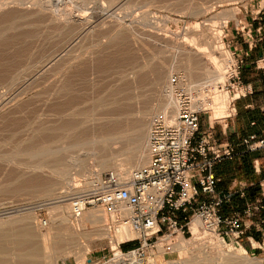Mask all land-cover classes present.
Listing matches in <instances>:
<instances>
[{"label":"rangeland","instance_id":"rangeland-1","mask_svg":"<svg viewBox=\"0 0 264 264\" xmlns=\"http://www.w3.org/2000/svg\"><path fill=\"white\" fill-rule=\"evenodd\" d=\"M19 1L17 3L18 4L20 3V5H18L14 0H0L1 3L0 26L7 28L2 34V38L5 39V43H3L4 45L2 44L3 46L0 45V62H1L0 64L1 65L3 64L4 67H6L5 65L10 63L8 65H14V68L8 66L6 70H14L15 67H17L16 65L17 64L20 65L21 63L19 67L20 71L18 72L17 71L18 69H16L15 73L19 74L20 72H23L20 73V76L17 75L15 76V78L17 77V79L14 78L15 81H13V83H11L12 82L11 79L0 81V221H1L0 223L2 225L3 221H5L4 223L6 224L4 226H6L8 220H12L13 218L18 217L14 219L15 221H18L19 217L20 219H23L22 217H25L24 220L27 223H29V225L35 230V233L37 232L36 234L38 235L41 234L39 236L37 235L38 237L34 241V243L37 244L39 251L41 253H42V241L41 238L39 237L43 236L44 234L45 235L49 234L50 232L49 237L46 241L47 245L54 247L57 255L58 252L59 254H62L58 257L57 260L50 262V264H109L108 261H110L111 263V260L112 261L114 260L112 256V254H114V251H112L109 248L110 243H108L110 241V238L111 240H115V238L113 237L114 234L113 232H108L110 238H106L103 236V238L99 239L98 241L92 240L95 239L94 236H90L89 238H86L80 235V233H77L74 237L75 247L80 248L81 245H85L88 243H89L88 246H90V250L86 252L83 251L82 256L80 252L78 255H73V254L64 255L62 252L63 249L62 244L56 245L58 239L57 238L52 239L54 238V235L59 231L58 228L60 229L63 228V226H61L57 221L59 213L65 214V216L66 215L68 216V214H70L68 198L71 195H73L74 192H71L68 195H64V194L58 195L57 193L60 192L61 187L65 186V183H67L70 180V177H71L70 181H72V178L73 179L75 177L78 178V176H76L77 173L75 174L76 162L72 161L74 167H71V171L69 172L68 177H66L67 182L57 181L52 176H50L48 171H50L49 167H51L50 164H52V162H50L49 160L47 161L48 163L46 162L45 165H43L44 170L42 169V171L43 172L45 171V173H41L42 172L41 170L39 171L32 170L35 169L34 164H36L35 162H37V160L34 162L35 159L32 160V158H29L28 153L31 152L34 144H37L39 142L42 143L41 141L42 139L39 140L40 138L38 139L36 136L39 137L41 136L42 138L44 137L45 134V133H41L40 135L34 129L38 128L39 126H44L47 127L48 129L52 127L50 129L53 130L55 126L59 127L58 125H62L67 122L70 123L72 121L75 122L76 120H78L76 122L80 123L84 118V113L86 108L89 110V108L91 107L90 109H92L93 106L96 105L97 101L98 103H100L99 100L97 99H100V101L101 99L104 100L111 93L110 96L113 97L110 98L108 97L107 99L112 100L114 98V102L112 103L111 101L112 103L111 104L109 100V102L106 103L108 105L110 103L112 109L114 107L116 108L110 110L111 108L110 105H109L110 108L105 107L104 105H106V103H104V101L105 100L108 101L107 99H105L104 101H101L100 104L101 106H96L97 108L99 107L98 110H96L95 108L94 115L95 114L98 115L92 117L96 118L98 116L99 119L98 118L97 119L100 121H97L96 119V121L98 122L96 124H100L102 122L101 119H103V121H108L109 119L113 118V120H115L120 124L121 128L118 129L120 130V133L123 136L126 133L125 134L126 137L120 140L119 139L118 140L116 139L114 141L111 140L110 142L113 143H111L110 146L108 145L109 151L107 150L108 149L107 148L106 149L107 151H105L104 154L108 155V153L106 152H109L110 154L108 156L113 157L112 159L113 162H115V165L120 161L121 162L124 161V159L129 160L128 158L130 156L131 158L132 156L135 158L137 152H134V150H132L134 144L133 141L129 139V137L130 136L132 137L133 135L132 126L134 125V123L137 125V123L140 122L139 126L140 124H144V125L147 124L146 126L147 128H149V122H150L149 120H151L150 118H152V115L160 111V110H156V112H154L150 116H146V112L148 111L150 105L151 108L155 106L157 104V99L159 97V87L156 88L155 86L152 85L155 84L154 83L155 81L153 80L155 78L154 72H157L158 70L160 71V67H161V73L165 75V79H163V81L161 82V90H162V85L164 84V81L166 85V83L168 82L167 80L169 79L170 76L175 74H180L183 76V73L181 72L183 64L181 63H183L186 60L187 56H190L194 53L195 46L202 45L204 43L207 44L209 42L208 44L211 45L209 51L212 52L213 56H215L217 61H221L225 57V55H227L230 58L231 61L226 65L225 68V82H224L225 91L228 92V94H230V92L233 89H236L239 92L240 97L243 95V89H241L242 84H244L243 79L249 78V76L250 77L253 76L255 71L252 70L251 68L248 70H245V68L240 69L238 77L240 78L241 84L237 86L238 81L236 79L234 65L236 63V60H238V57L236 55L237 53L236 50L229 44V39L231 35L230 31L232 29L233 30L235 29L234 30L235 32L240 30L243 27V24L240 23V20L241 17L244 15V12L245 11L249 12L250 10L253 12L258 11V9L264 7V0H82V1L19 0ZM33 1H35V3L37 1L36 3L37 5L34 6ZM53 2L55 5L50 4ZM38 3L41 9L39 8ZM44 4L47 5V7ZM42 5L45 6L46 8L45 7L43 8ZM37 9H39L38 12L41 10L39 13L44 12L41 14L43 18L40 16V14L38 15V12H36ZM50 9L52 10L50 11ZM32 11L34 12L32 13ZM32 14L36 16H33ZM46 14L48 16H46ZM15 15L16 16L20 15V16L19 17L17 16L18 17L17 18L15 17ZM21 15H23L22 19H19L21 18ZM24 16H26L25 17L26 19L24 18ZM47 17L48 18L50 17L49 23L47 22L49 20ZM38 19L40 21H38ZM43 19H45L46 21L43 22ZM13 20L15 22H13ZM36 20L38 22H36ZM16 21L20 22L19 25L16 24ZM29 21L31 24L29 23ZM26 22H28L29 24ZM22 23L23 26L21 25ZM32 23L34 24L37 23V25H34ZM31 25L37 27L32 26L33 29H31L32 28ZM38 25L40 28L38 27ZM24 26L28 27V31L27 28ZM9 27H11L12 29ZM29 27L31 28L29 29ZM23 28H25V31L23 30ZM193 28L196 29L193 30ZM34 29H36V31L38 29L39 30L41 29L40 30L41 32L37 31L39 34L36 33L37 34L36 35L35 34L36 31ZM200 33L202 34V36ZM40 34H43V36ZM22 35L25 38L28 36L27 39H22L23 38ZM31 35H33L34 38H37L39 36V38H37L39 39V41L37 39L34 40V38L33 41H31V38H29L32 37ZM66 35H69L71 39L68 36L66 37ZM40 36L44 38L40 40L41 38ZM28 38L30 39V41ZM244 38L246 40L249 39L248 36L246 35L244 36ZM69 39L70 40L74 39L75 41L74 40L73 41L75 43L73 41H70ZM112 39L115 41H113ZM22 40L23 41L26 40V42L24 43ZM35 41L38 42L35 43ZM53 41L55 45L57 44L56 45L57 47L54 45V43H52ZM55 41H57L58 43H56ZM30 42H34L35 44L34 43L30 44ZM50 42L52 44H50ZM61 43L62 45L64 44L63 46H66L64 47L63 50H62L63 46L61 50L59 49L58 46L60 44L61 47ZM26 44L28 45V47ZM24 46L26 50L28 49L30 50L26 52L21 51L24 49ZM50 46L52 48L49 49ZM54 46L57 49L55 48L53 49ZM112 46L115 47L116 52L115 50H112L113 48ZM216 46H219L220 49H218V47ZM67 48L68 51L65 50ZM33 49L37 50V51L35 50L36 51L35 55H31L34 54ZM54 50L55 51L60 50L59 54L56 55V53H58L57 51L52 54ZM71 50L72 53H70ZM46 51L47 53L48 51H50L53 58L51 57L50 53L47 54ZM27 52L31 55V57L34 56L32 57L33 59L29 55L26 56L28 54ZM42 52H44L43 54H45V56L42 54ZM64 52H66L67 54L69 53L68 55L70 57L68 55H65L66 53ZM60 53H64V55L67 57L64 56L61 57ZM41 54L42 57H45L44 59H46V62L47 59L49 60L47 64H45L47 66L43 64L46 62H44L45 60L41 57ZM24 55L26 56V59L24 58ZM38 55H40V61H42L43 59L42 62H40L39 60L37 61V59H39ZM111 55L112 57L110 58ZM60 57L61 59L63 58L64 62L59 59ZM31 59L33 64L31 63ZM98 59L100 61H98ZM111 59L114 62L110 61ZM23 60L25 61L21 62ZM34 60H36L35 62L38 63V64L36 63L37 65H35ZM26 61L28 62L27 64ZM65 61L67 62L65 63ZM22 63L24 64L23 66ZM50 63L54 64V65L51 64L52 65L51 67H53L54 69L56 68V66L57 68H60V70L57 68L55 69V72L57 73L58 71V74L53 72V70H50L51 69L49 65ZM55 63L57 64L56 66ZM62 63H65V65L63 66ZM98 64H102V67L104 65V68H102L101 65L99 66L100 67L99 68ZM26 65L29 68L25 67ZM259 65L262 66V63H259ZM34 66L38 68L36 69ZM21 68L27 69L29 72L33 71V73L31 72V76H30V73L27 70H26L27 73H25L24 69ZM34 68L36 69V72L34 71L35 70ZM40 68L43 70L41 71ZM80 68L81 69L83 68V70H81ZM101 69L103 70L105 69L106 71L104 70V72H102ZM79 70L83 72V74L82 73L80 74L82 75L81 77H83L82 79H80L81 77H79L80 76L79 73L77 74ZM97 70L101 72L99 73ZM75 72L77 75H79L77 76L78 78L75 76ZM131 72L133 75H136V77L135 76L133 77ZM24 73L26 76H24ZM47 74L49 75V77ZM19 77L21 78L26 77V78H23L24 80L20 78L19 80ZM66 77L69 80L73 79L71 80L72 84L69 83L70 82L69 80H66L67 79ZM152 77L154 78L152 79ZM11 78L12 80H14L13 76H11ZM200 79L201 77H193V80L195 81L196 80L201 81ZM65 81H67L68 83ZM63 82L66 84H64ZM62 84L63 85L69 84L68 85L69 88H66L68 86L64 87ZM153 87H155L156 89L155 91L153 90ZM61 88L63 89L62 91H60ZM67 89L68 91H64ZM107 89L109 91L108 93L109 95L107 94L106 96L104 94L107 93ZM113 89L119 92V94L117 95V92H115ZM221 89L222 88L218 86V90ZM152 90H153L152 92L153 94H151L150 92ZM195 90L196 89L193 88V92ZM113 91L115 93H113ZM65 92L68 93L66 94ZM71 95H73L75 98ZM101 95L103 98L101 97ZM251 97H252L251 99L250 98L248 99L249 100L248 102H247V98L246 99L240 98V100L239 99L230 100L229 105L225 110V113L219 116L218 119L212 120L211 122L209 120L210 112L203 110L205 112L201 115L200 129L206 130L208 128L217 129L216 127L219 126L224 127L226 119L229 116H233L235 114V111H233L234 108L237 109L238 113L239 111H241V113L245 111V109L243 108L244 104L253 103V107L255 108L259 104L260 98H258L257 95H253ZM92 98L93 100L95 99L96 101L95 100L93 101ZM68 99H70L72 103L75 100L74 104H71V102H69ZM207 100L209 102V99ZM149 101L151 104L149 103ZM92 102L95 103L93 104ZM69 103L73 106H71ZM90 103L93 104V106H91ZM74 107H76V109ZM104 107L109 110L110 114L108 113V110H106ZM61 108L63 109V111H61ZM77 108H79L80 110H78ZM55 109L57 111H55ZM70 109L73 111H71ZM87 109L86 112H88ZM100 109L101 110L105 109L104 110L105 112L103 113L100 112ZM67 110L68 112L71 111V113H68L70 115L66 114ZM74 110H77L76 113L77 115L78 113H80L79 111H81L80 114L81 115L83 114V116L78 115L77 117L76 116L71 117V115H76L72 113L74 112ZM60 111L62 114L59 113ZM64 111H66V113ZM112 111L113 112L115 111L114 112L115 114ZM56 113L60 115H64L65 113V115H67L68 117L66 116L67 117L66 119L64 118L65 117L64 116L63 121L66 119L67 122L65 120V122L63 123L61 120L62 116L59 115L61 117L59 118V116ZM54 119H56L57 121ZM58 119H60L61 121L60 120L58 121ZM70 119L73 120L70 121ZM79 119H81V121ZM93 120L90 122V124L94 122L93 125H96L95 124L96 121ZM55 121L56 124L54 123ZM132 122H134L133 125H130V123L132 124ZM139 126L137 125V127ZM54 130L55 131L53 132L56 133L57 132L56 129ZM53 132L50 133L51 136L52 135L55 136L56 139H57V135L61 137V138L59 137L60 140L58 139L60 142L55 141L56 143L52 142L54 140L50 139L51 137V136L49 137L50 134L48 135L49 138L48 137L47 139L45 138L47 143L51 141L50 144L52 143L51 146L53 149L61 147V145L65 146L66 143L70 141H74L78 137H80L77 136L78 135L77 131L76 133L74 131L72 132V136L73 135L77 136L76 139L74 138V136L73 138L72 136H70L71 139L67 140L68 138L67 139L65 138L64 141H61L63 140L62 137L65 133L62 134L60 132L61 134L56 133L57 135H55L53 134ZM145 135L147 137V130L145 132ZM45 140H43V142H45ZM34 141L37 143H34ZM68 154H71L72 156L73 153L72 152L69 153L66 152V154L63 152L61 153V155H63L65 160L70 161L71 157L70 156L68 157ZM132 154H134L135 156ZM93 158L94 157L91 156L84 158L83 164L85 169H90L91 167L95 166L94 164H96V162ZM262 161L264 163V160ZM230 168H233V170L237 173L236 175L237 181L241 180L246 182L244 180L245 176L243 175L244 171H242L243 170L242 165L238 164L237 161H233L230 164ZM110 169L111 168L105 170L103 174L101 173L100 176L108 174V172L111 173L112 170ZM29 170H32L33 171L32 173L33 174L35 173L34 175L39 180L34 179L35 178L34 175L31 174V171ZM31 176L32 178L34 177L33 179L36 180V182L31 178ZM41 181L42 182L51 181L52 183L57 184L59 188L57 187L58 188L57 189L53 187L54 193L51 196L48 197L37 196L38 192L36 190L38 189L33 190L32 186L34 187V185H32V183L33 184L36 183L35 185H37L38 183L40 184V186L39 185L38 186L41 187V183H42ZM26 184H28L29 186H26ZM59 200H63L64 202L52 204V201L54 202ZM46 203L49 204L47 205ZM63 203L65 205H62ZM7 217L10 218H8L7 220ZM69 220L73 223L70 217ZM12 221H9V223L14 222L13 226L19 225L18 222L15 221L12 222ZM5 228L8 227H4V229ZM0 229L4 231L3 228ZM204 234H208V233H203V235ZM177 235L178 238L187 240L186 253L181 256L180 255L177 256V253H170L173 244H175L174 241H177L175 239L177 238L176 237ZM169 236L161 239V241L159 242L157 241V243L152 238L150 245L148 247L141 249L138 252L139 255H137V259L141 260V264H166L167 261H177L179 259L182 261L183 260L182 258L191 256L193 254L197 255L201 252L204 255H206V253H208L209 255L210 254L215 255L216 253L214 250H211V246L209 244L204 243L207 240L202 239L204 242H202L203 245H200L198 241L193 240V238L190 239L192 235L189 234L187 235L172 234L170 237ZM224 241L227 244L230 243L234 244L236 248H238L237 244L243 247L246 251L245 254L247 259L246 261H248L249 264H264V241L263 243L260 244H255L253 242L252 245H250L248 242H245L244 240L243 241L234 240L233 238H229ZM130 246L131 245L120 244L119 249L124 255L127 254V252L131 250V248L135 247L133 246L130 248ZM198 246L199 249H197ZM200 246L202 248H200ZM158 248H161L162 250H164V252L161 251L160 253ZM75 251H76L75 254H77L78 249H76ZM196 251L197 252L199 251V253H197ZM23 252H25V249H23ZM203 254L202 255L200 254V256L204 257ZM208 254L206 256H209ZM77 256H81V257L77 258ZM126 258L127 257L124 258L121 257L120 258L121 260L118 259V262L116 261L117 263L115 262L113 264H127L128 262H130L128 258L127 261L122 260ZM244 263L247 264V262H245L238 254L231 258H225L223 262H221V264H244ZM8 264H17V263L15 262V260H10ZM27 264H36V263L33 261H28ZM44 264H49V262ZM200 264H209V263L201 261Z\"/></svg>","mask_w":264,"mask_h":264},{"label":"bare ground","instance_id":"bare-ground-1","mask_svg":"<svg viewBox=\"0 0 264 264\" xmlns=\"http://www.w3.org/2000/svg\"><path fill=\"white\" fill-rule=\"evenodd\" d=\"M16 3L19 1H16V0H14ZM45 1H47V0H45ZM51 1V0H50ZM53 1V0H52ZM71 1V0H70ZM75 1V0H74ZM79 1H82V0H79ZM14 2V3H15ZM20 2V1H19ZM34 3V6L35 5H37L36 3H37V1H36V3H35V1H33ZM1 4V3H0ZM18 4V3H17ZM47 4V3H46ZM50 4H53V5H55L54 4V2L53 3H50ZM18 5H20V3L18 4ZM41 5V4H40ZM45 5V4H44ZM48 5V4H47ZM47 5H45L46 7H47ZM1 6V5H0ZM33 6V7H34ZM38 6H39V3H38ZM43 6V5H42ZM45 6H43V8L45 7ZM49 6V5H48ZM52 6V5H51ZM45 7V8H46ZM35 8H38V7H35ZM39 8H40V6H39ZM43 8H42V10H43ZM50 8V7H49ZM49 8H47V9H49ZM41 9V8H40ZM38 10L39 9H37V11L36 12H38ZM52 9H50V11H51ZM41 11V10H40ZM39 11V12H40ZM48 11V10H47ZM34 11H32V13H33ZM35 12V13H36ZM38 12V15L40 14V16H41V14L42 13H44V12H42V13H39ZM30 13H31V11H30ZM31 15V14H30ZM33 15V14H32ZM18 16V15H17ZM16 15H15V17H17ZM20 16V15H19ZM18 16V17H19ZM22 16L23 15H21V18H19V19H22ZM33 16H36V15H33ZM46 16H48L47 14H46ZM49 16H51V15H49ZM66 16H68V15H66ZM14 17V16H13ZM17 17V18H18ZM26 16H24V18H25ZM42 17V16H41ZM45 17V16H44ZM73 17H75V16H73ZM43 18V17H42ZM48 18V17H47ZM50 18V17H49ZM48 18V19H49ZM1 19V18H0ZM26 19V18H25ZM32 20V19H31ZM34 20V19H33ZM52 20H54V19H52ZM38 21H40L39 19H38ZM37 20H36V22H38ZM44 21H46L45 19H43V22ZM74 21V20H73ZM76 21V20H75ZM13 22H15L14 20H13ZM18 21H16V24L17 25H19V23L20 22H18ZM34 22V21H33ZM48 23L50 22V19L47 21ZM56 22V21H55ZM26 23H28V22H26ZM29 23H30V21H29ZM28 23V24H29ZM31 24V23H30ZM32 24H34V23H32ZM39 24H40V22H39ZM16 25V26H17ZM22 26H23V23L21 24ZM20 25V26H21ZM34 25H37V23H35ZM194 25V24H193ZM196 25V24H195ZM33 25H31V27H32ZM41 26V25H40ZM19 27V26H18ZM18 27H17V29H18ZM24 27H26V26H24ZM31 27H29V29L31 28ZM33 27H37V26H33ZM33 27L31 28V29H33ZM38 27H39V25H38ZM62 27H63V25H62ZM66 27V26H65ZM193 27V26H192ZM9 28H11V27H9ZM8 28V29H9ZM21 28V27H20ZM19 28V29H20ZM27 28V31H28V27H26ZM40 28V27H39ZM197 28V27H196ZM195 28V29H196ZM7 28H5V27H3V26H0V45H2L3 43H5V39L4 38H2V34H3V32L6 30ZM12 29V28H11ZM191 29V28H190ZM194 28H193V30H195ZM21 30V29H20ZM23 30L25 31V28H23ZM35 31H36V29H34ZM41 30V29H40ZM39 29L37 30V31H40ZM22 31V30H21ZM20 31V32H21ZM31 31V30H30ZM34 31V32H35ZM35 32V34L36 33H38V32ZM41 32V31H40ZM24 33H27V32H24ZM28 33H30V32H28ZM23 34V33H22ZM30 34H32V33H30ZM34 34V33H33ZM34 34V35H35ZM39 34V33H38ZM65 34H67V33H65ZM69 34V33H68ZM201 34V33H200ZM24 35V34H23ZM22 35V36H23ZM26 35V34H25ZM29 35V34H28ZM37 35V34H36ZM40 35H42L43 36V34H40ZM32 37H29V38H31V41H33V35H31ZM65 36V35H64ZM69 37V35H66V37ZM201 36H202V34H201ZM21 37V36H20ZM28 37V36H27ZM27 37L25 38L24 36H23V38L22 39H27ZM41 37V36H40ZM28 38V39H29ZM37 38H39V36L37 37ZM37 38H34V40L35 39H37ZM44 37H41L40 38V40H42ZM70 38V37H69ZM76 38H77V36H76ZM67 39V38H66ZM71 39V38H70ZM69 39V40H70ZM114 39V38H113ZM112 39V40H113ZM38 41H39V39H37ZM63 40H64V37H63ZM74 40V39H73ZM73 40H70V41H73ZM207 40V39H206ZM23 41V40H22ZM28 41V40H27ZM29 41H30V39H29ZM28 41V42H29ZM37 41V42H38ZM66 41V40H65ZM69 41V42H70ZM75 41V40H74ZM73 41V42H74ZM113 41H115V40H113ZM208 41V40H207ZM24 43L26 42V40H24L23 41ZM36 41H35V43H37ZM56 43H58L57 41H55ZM64 42V41H63ZM62 42V43H63ZM67 42V41H66ZM31 43H34V42H30V44ZM34 43V44H35ZM52 43H54V41L52 42ZM51 42H50V44H52ZM62 43H61V47H60V44L58 45L59 46V49L61 50V48H62V46L64 45H62ZM75 43V42H74ZM114 43V42H113ZM209 43V42H208ZM206 44V43H204V44H202V45H198V46H195L194 47V53L192 54V55H190V56H187L186 57V60L183 62V63H181V64H183V67H182V73H183V76L187 79H185L182 75V77L187 81V83H186V81H185V86H186V88H187V91L188 92H190L192 95H193V97H194V99L196 98V101H198L199 102V107L202 109V110H205V111H208V112H210V116H209V120H210V122L212 121V120H215V119H218L219 118V116H221L222 114H224L225 113V110L227 109V107H228V105H229V102H230V100H236V99H238V98H240V94H239V92L236 90V89H233L231 92H230V94H228V92H226L225 91V88H224V82H225V68H226V65L231 61L230 60V58L227 56V55H225V57L221 60V61H217L216 60V58H215V56H213V54H212V52L211 51H209V48L211 47V45H209V44ZM23 44V43H22ZM33 44V45H34ZM49 44V45H50ZM66 44V43H65ZM115 44V43H114ZM113 44V45H114ZM4 45V44H3ZM2 45V46H3ZM27 45V44H26ZM25 45V46H26ZM32 45V46H33ZM48 45V46H49ZM54 45H55V43H54ZM57 45V44H56ZM55 45V46H56ZM109 45H111V44H109ZM216 45V44H215ZM25 46H24V49L23 50H21V51H23V52H26V51H28V50H30V49H28V50H26L25 49ZM31 46V45H30ZM38 46V45H37ZM36 46V47H37ZM55 46L53 47V49L55 48ZM27 47H28V45H27ZM36 47H34V48H36ZM57 47V46H56ZM64 47H66V46H63V48H62V50L64 49ZM114 49H113V48ZM111 48H112V50H115V52H116V49H115V47L114 46H112ZM216 47H218V49H220V47L219 46H216ZM215 47V48H216ZM50 48H52L51 46L49 47V49ZM213 48H214V46H213ZM32 49V48H31ZM48 49V50H49ZM55 49H57V48H55ZM74 49V48H73ZM36 50V49H35ZM34 49H33V53L34 54H31V55H35V53H36V51H35ZM59 50V51H60ZM65 50H67L68 51V48L67 49H65ZM32 51V50H31ZM35 51V52H34ZM52 51V50H51ZM58 53H56V55L57 54H59V51L58 50H56ZM55 50H54V52H52V54L53 53H55L56 52ZM66 51V52H67ZM63 52V51H62ZM66 52H64V53H66ZM28 53V52H27ZM44 52H42V54H43ZM46 53H47V51H46ZM50 53V51H48V53L47 54H49ZM64 53H60L61 54V57L62 56H64V57H67V56H65V55H68L67 53L64 55ZM70 53H72V50H71V52ZM111 53H113V52H111ZM23 54H26V53H23ZM37 54H39V53H37ZM42 54H41V57H42ZM63 54V55H62ZM113 54H115V53H113ZM30 56L31 57V55L28 53L26 56ZM44 56H45V54H43ZM50 55H51V53H50ZM26 56L24 55V58L26 59ZM39 56V59H37V61L39 60L40 61V55H38ZM37 56V57H38ZM53 56H55V55H53ZM69 56V55H68ZM32 57H34V56H32ZM31 57V58H32ZM51 57H52V55H51ZM58 57H59V55H58ZM58 57H57V59H58ZM61 57L59 58L61 61H63V58L61 59ZM70 57V56H69ZM112 57V55L110 56V58ZM114 57H116V56H114ZM113 57V58H114ZM43 59L45 58V57H42ZM53 58V57H52ZM112 58V59H113ZM33 59V58H32ZM32 59H31V63H32ZM36 59V58H35ZM43 59H42V61H43ZM54 59H55V57H54ZM112 59L110 60V61H112ZM29 60H30V58H29ZM29 60H27V61H29ZM45 61L44 62H46V59H44ZM52 60V59H51ZM51 60H50V62H51ZM65 60V59H64ZM114 60V59H113ZM116 60V59H115ZM203 60H206V61H203ZM25 60H23V61H21V62H24ZM26 61V64L28 63ZM36 60H34V62H35ZM42 61H40V62H42ZM49 60L47 59V62H48ZM54 61V60H53ZM98 61H100L99 59H98ZM117 61V60H116ZM40 62H39V65H40ZM47 62L46 63H43L44 65L45 64H47ZM55 62V61H54ZM54 62H52V63H54ZM59 62V61H58ZM64 62V61H63ZM67 61H65V63H66ZM112 62H114V61H112ZM118 62V61H117ZM1 63V62H0ZM30 63V62H29ZM37 62H35V65H37L36 64ZM52 63H50L49 65H50V67L52 66V65H54V64H52ZM65 63H62V65L64 66L65 65ZM99 63V62H98ZM100 63H102V62H100ZM116 63V62H115ZM8 64H10V63H8ZM8 64H6L5 66L6 67H4V65L2 66L1 64H0V81L1 80H10L11 79V81H8V82H11V83H13V81H15V79H17V77L15 78V76L17 75V76H20V73H23V72H20L19 74H16L15 72H16V69H18L17 71L19 72L20 71V65H21V63H20V65L19 64H17L16 66L17 67H15V69L14 70H6V68L8 67V66H10V67H13L14 68V65H8ZM12 64V63H11ZM33 64V63H32ZM52 64V65H51ZM61 64V63H60ZM24 64L22 63V66H23ZM31 65V64H30ZM29 65V66H30ZM41 65H42V63H41ZM43 65V66H44ZM57 64L55 63V66H56ZM101 65V67H102V64H98V67ZM45 66H47V65H45ZM54 66V67H55ZM59 66V65H58ZM97 66V65H96ZM117 66H118V64H117ZM25 67H27V65L25 66ZM24 67V68H25ZM31 67V66H30ZM35 67V66H34ZM41 67V66H40ZM60 67V66H59ZM24 68H21V69H24ZM27 68H29V67H27ZM32 68V67H31ZM36 68V67H35ZM34 68V69H35ZM38 68V67H37ZM36 68V69H37ZM42 68V67H41ZM40 68V69H41ZM56 68H57V66H56ZM55 68V69H56ZM63 68V67H62ZM61 68V69H62ZM97 68V67H96ZM100 68V67H99ZM102 68H104V65H103V67ZM33 69V70H34ZM36 69L34 70L35 72H36ZM45 69V68H44ZM47 69H50V68H47ZM46 69V70H47ZM55 69L53 68V67H51V69L50 70H53V72H55ZM57 69H59L60 70V68H57ZM64 69V68H63ZM81 69V68H80ZM105 69H106V67H105ZM104 69V70H105ZM108 69V68H107ZM112 69V68H111ZM158 69V68H157ZM26 70L27 69H24V71H25V73H27L26 72ZM29 70H32V69H29ZM43 69H41V71H42ZM49 70V71H50ZM81 70H83V68L81 69ZM104 70L103 69H101V71L102 72H104ZM110 70V69H109ZM28 71V70H27ZM62 71V70H61ZM77 71V70H76ZM98 71V70H97ZM101 71H98L99 73L101 72ZM106 71V70H105ZM157 71V70H156ZM178 71H180V70H178ZM29 72V71H28ZM32 73H33V71H31ZM31 72H29L30 73V76H31ZM38 72V71H37ZM51 72V71H50ZM97 72V73H98ZM25 73H24V76H26L25 75ZM49 73V72H48ZM56 73V72H55ZM54 73V74H55ZM79 73V75L82 73L83 74V72H81L80 70H79V72H77V74ZM135 73V72H134ZM155 73V78L154 77H152V79L155 81H153L155 84H152L153 86H155L156 88L157 87H159V97H158V99H157V104L155 105V106H153L152 108H151V103H150V101H149V105H150V107L148 108V111L146 112V116H150L151 114H153L154 112H156V110H160L159 112H157V113H155L154 115H152V118L153 117H155V116H157V115H159V114H171L172 113V111H173V101H172V97H171V94L169 93V86H168V83H166V85H165V81H164V84L162 85V90H161V82L163 81V79H165V75H163L162 73H161V67H160V71L158 70L157 72H154ZM153 73V74H154ZM53 74V75H54ZM56 74H58V71H57V73ZM76 74V72H75V76L77 77V76H79V75H77ZM131 74H132V72H131ZM23 75V74H22ZM36 75V74H35ZM34 75V76H35ZM48 75V74H47ZM50 75H51V73H50ZM11 76H13V79L14 80H12V78H11ZM71 76V75H70ZM82 75H80L79 77H81ZM132 76L134 77H136V75H133L132 74ZM48 77H49V75H48ZM53 77V76H52ZM51 77V78H52ZM73 77H74V75H73ZM193 77H201V81H199V80H193ZM20 78L21 77H19V80H20ZM23 78H26V77H23ZM23 78H21V79H23ZM56 78V77H55ZM67 78V77H66ZM78 78V77H77ZM83 77H81L80 79H82ZM31 79V78H30ZM24 80V79H23ZM52 80H54V79H52ZM66 80H69L68 78L66 79ZM71 80H73V79H70L69 81V83H71ZM168 81V80H167ZM65 82H67V81H65ZM73 82V81H72ZM80 82H82V81H80ZM64 83V82H63ZM68 83V82H67ZM64 84H66V83H64ZM72 84V83H71ZM63 85V84H62ZM69 84H67V85H63L64 87L65 86H68ZM61 86V85H60ZM63 86H62V88H63ZM218 86H220L222 89L221 90H218ZM59 87V86H58ZM58 87H57V90H58ZM71 87V86H70ZM155 87H153V90L155 91L156 89H155ZM60 88V87H59ZM61 88V90L60 91H62L63 89ZM66 88H69V86L68 87H66ZM66 88H64V89H66ZM193 88H195L196 90L193 92ZM54 89V88H53ZM55 89H56V87H55ZM72 89V88H71ZM70 89V90H71ZM165 89H166V91H165ZM70 90H69V92H70ZM115 92H117L115 89H113ZM119 90V89H118ZM153 90L152 91H150L151 92V94H153L152 92H153ZM53 91V90H52ZM64 91H68V89L67 90H64ZM113 91V93H115ZM120 91V90H119ZM111 92V91H110ZM60 93V92H59ZM66 93V92H65ZM68 93V92H67ZM66 93V94H67ZM109 93V91H108V89H107V93L106 94H104V95H106L107 96V94ZM112 93V94H113ZM62 94V93H61ZM119 94V92H117V95ZM200 94V95H199ZM103 95V96H104ZM109 95V94H108ZM110 95H111V93H110ZM108 96L109 98L110 97H113V96ZM114 95V94H113ZM116 95V96H117ZM71 96H73V95H71ZM76 96V95H75ZM97 96V95H96ZM98 96H100V95H98ZM105 96V97H106ZM115 96V95H114ZM70 97V96H69ZM74 97V96H73ZM77 97V96H76ZM101 97H102V95H101ZM104 97V98H105ZM107 97V98H108ZM150 97H151V95H150ZM150 97H149V99H150ZM75 98V97H74ZM78 98V97H77ZM96 98V97H95ZM100 98V97H99ZM103 98V97H102ZM107 98H105V99H107ZM116 98V97H115ZM209 99V102H208V100L207 99ZM71 99V98H70ZM70 99H68L69 100V102H71V104H74V102H75V100L74 99H72V100H74V102L72 103V101H70ZM97 99V98H96ZM104 99V100H105ZM112 99V98H111ZM131 99V98H130ZM152 99V98H151ZM92 100H93V98H92ZM95 100V99H94ZM93 100V101H94ZM97 100H99V102L100 103H98V101H97V103H96V105H94L93 106V104L95 103H93V104H91V106H93V108L92 109H90L89 108V110H88V112H86V109H85V113H84V118H83V120L81 121V119H79L81 122L80 123H78V122H76V121H78V120H76L75 122L74 121H72L73 119H75V118H73L72 120L70 119V121H72V122H70V123H68L67 122V115H70V114H68V113H71V111H73V110H71L70 112H68V110H67V113H66V111H64L67 115H65V113H64V115H60V114H62L61 113V111H63V107L61 108V111L59 112L60 114H57L58 116L60 115V116H62V122L64 123L65 122V120H66V122L67 123H64V124H62V125H58L59 127H57V126H55V127H57V128H53V130L52 129H50V128H52V127H50L49 129L47 128V127H44V126H39L38 128H36V129H34V130H36V132H38L40 135H41V133H45L44 134V137H42L41 138V136L39 137V136H36L39 140H41L42 141V143H40L39 141V143H37V142H35L36 141V139H35V141H34V143H37V144H34L33 145V149L31 150V152H29L28 153V157L29 158H32V160L33 159H35L34 160V162L37 160V162H35L36 164H34L35 165V169H32V170H41L42 171V169L44 170V168H43V165H45V163L49 160L50 162H52V164H50V166L51 167H49V169H50V171H48V173L50 174V176H52L54 179H56L57 181H66L67 182V179H66V177H68V175H69V172L71 171V167H74V165L72 164V161L73 162H76V171H75V174L77 173V175L76 176H78V178H72V181H70L71 180V177H70V182L68 181L67 183H65V186H62L61 187V190H60V192H58L57 194L58 195H61V194H64V195H68V194H70L71 192H76L77 190H84V189H87V188H89L91 185H92V183L96 180V179H98L99 178V176L101 175V173L103 174V172L105 171V170H107L108 168H111L110 170H112V172L111 173H113L114 175H116V176H118L119 178H125V177H127L128 176V174L133 170V169H137V168H139V167H141V166H143V165H145L146 163H147V161H148V153H147V148H146V141H147V137H146V135H145V132H146V130L148 131V128H147V124L146 125H144V124H140V126H139V123H137V121H136V123H137V125L139 126V127H137V125L134 123V122H132V124L130 123V125H133V123H134V125L132 126V131H133V135L132 134H130V135H132V137L130 136L129 137V139H131L132 141H133V144H134V147H132V150H134V152H137V155L135 156L134 154H132V155H134L135 156V158L132 156V158H131V156L128 158L129 160H126V159H124V161H120L119 163H117L116 165H115V162H113V157H110V156H108L110 153L109 152H106V153H108V155L106 154H104V152L105 151H109V146H110V144L111 143H113V142H110L111 140H120V139H122V138H125L126 136H125V134H124V136L120 133V130H118V129H120L121 127H120V124L118 123V122H116L115 120H113V118L112 119H109V117H108V119L110 120H108V121H103V119H101L102 120V122H104V123H100V124H96V123H98L97 121H100V120H98L99 118H98V116L96 117V118H93L92 116H95V115H98V114H95L94 115V112H95V108H96V110H98V108L96 107V106H101L100 104H101V101H104L103 99H101V101H100V99H97ZM108 100V99H107ZM110 100V99H109ZM109 100L108 101H104V103H106V102H109ZM96 101V100H95ZM111 101H112V103L114 102V98L112 99V100H110V103H111ZM155 102H156V99H155ZM68 103V102H67ZM110 103H109V105H110ZM111 103V104H112ZM70 104V103H69ZM70 104V105H71ZM89 104V105H90ZM114 104H116V103H114ZM67 105V104H66ZM104 105V104H103ZM108 104L106 103V105H104L105 107H109V105L107 106ZM71 106H73V105H71ZM75 106V105H74ZM113 106V105H112ZM65 107V106H64ZM67 107V106H66ZM86 107H89V106H86ZM104 107V108H105ZM110 107H111V105H110ZM109 107V108H110ZM56 108V107H55ZM59 108V107H58ZM75 109H76V107H74ZM74 108H72V109H74ZM85 108V107H84ZM102 108H103V106H102ZM116 107H114L113 109H115ZM69 109V108H68ZM78 110H80L79 108H77ZM106 109V108H105ZM104 109V110H105ZM112 109V107L110 108V110H113ZM60 110V109H59ZM82 110V109H81ZM103 110V109H102ZM101 109H100V112H105L104 110L102 111ZM106 110H108V109H106ZM55 111H57L56 109H55ZM76 111V112H75ZM83 111V110H82ZM204 111V112H205ZM234 111V110H233ZM80 113H81V111H79ZM99 112V113H100ZM113 112V111H112ZM115 112V111H114ZM113 112V113H114ZM73 114H76L77 113V110H74V112H72ZM80 113H78V115H81ZM108 113L110 114V112H109V110H108ZM115 114V113H114ZM113 114V115H114ZM122 114H123V112H122ZM77 114L76 115H71V117L73 116V117H77L78 116ZM102 115H104V114H102ZM111 115H112V113H111ZM59 116V118H61ZM65 116V117H64ZM67 116V117H66ZM81 116H83V114L81 115ZM104 116H106V115H104ZM107 116H109V115H107ZM55 117H57V116H55ZM63 117L64 118H66L64 121H63ZM69 118H70V116H69ZM68 118V119H69ZM94 120H93V119ZM98 118V119H97ZM152 118H150V119H152ZM78 119V118H77ZM96 119H97V121H96ZM106 119V118H105ZM115 119V118H114ZM54 120H56V119H54ZM60 119H58V121H59ZM60 120V121H61ZM96 121L95 122V124L96 125H93V123H91L92 124V126H91V124H90V122L91 121ZM107 120V119H106ZM136 120V119H135ZM134 120V121H135ZM57 121V120H56ZM56 121L54 122L55 124H56ZM132 121V120H131ZM130 121V122H131ZM150 121V120H149ZM11 122V121H10ZM16 122V121H15ZM15 122H13V123H15ZM12 123V122H11ZM53 123V124H54ZM18 124V123H17ZM58 124H60V123H58ZM89 124H90V126H89ZM119 127V128H118ZM129 127H131V126H129ZM133 127H136V128H133ZM54 129H56V133L57 134H59L60 132L62 133V134H64L63 135V140H61V141H64V139L66 138H68L67 140H69V139H71L70 138V136H72V132H74L75 131V133H76V131H77V133H78V135L77 134H75V135H77V136H80V137H78L77 139H76V137L77 136H74V138L76 139V140H74V141H70V142H68V143H66L65 144V146L64 145H61V147H58V148H52V146H51V144H50V142H48L47 143V141L45 140V138L47 139V137H48V135L50 134V133H52L53 131H55ZM115 130V131H114ZM131 131V132H132ZM55 132H53V134H55V135H57ZM60 133V134H61ZM37 134V133H36ZM35 134V135H36ZM71 134V135H70ZM74 134V133H73ZM51 136V134L49 135V137ZM73 136H72V138H73ZM48 137V138H49ZM52 137H54L55 139H56V137L55 136H51L50 137V139H52V140H54V141H52V142H55V141H58V142H60L59 140V137L60 136H58L57 135V139L55 140L54 138H52ZM44 138V139H43ZM61 138V137H60ZM59 139V140H58ZM43 140H45V142H43ZM73 140V139H72ZM130 140V141H131ZM65 142H66V140H65ZM115 142H117V141H115ZM114 142V143H115ZM56 143V142H55ZM129 143H131V142H129ZM54 144V143H53ZM109 145V146H108ZM63 146V147H62ZM131 146H133V145H131ZM108 148V149H107ZM134 148V149H133ZM107 149V150H106ZM137 150V151H136ZM76 153H75V152ZM65 153L66 154V152L67 153H69V152H72L73 154H72V156H71V154H68V157L70 156L71 158H70V161L69 160H65V158L63 157V155H61V153ZM62 156V157H61ZM94 157L93 159L95 160V162H96V164H94L95 166L94 167H91L90 169H85L84 168V164H83V161H84V158L85 157ZM113 156V155H112ZM64 158V159H63ZM131 158V159H130ZM69 161V162H68ZM48 163V162H47ZM31 167V166H30ZM32 168V167H31ZM29 169V168H28ZM32 170H29V171H31V174H33L32 172ZM40 171V172H41ZM41 173H45V171L43 172H41ZM47 173V172H46ZM109 173V172H108ZM35 174V173H34ZM33 174V175H34ZM74 174V173H73ZM215 174V173H214ZM35 177V178H34ZM34 179H38V178H36V176L34 175ZM31 178H32V176H31ZM30 178V179H31ZM32 178V179H33ZM33 179V180H34ZM66 179V180H65ZM39 180V179H38ZM41 180V179H40ZM27 181V180H26ZM29 181V180H28ZM35 182H36V180H34ZM42 182V181H41ZM40 182V183H41ZM26 183H28V182H26ZM30 183V182H29ZM32 183V182H31ZM70 183V184H69ZM36 184V183H35ZM35 184H33L32 183V185H34V187L32 186V188H33V190H35V189H38V190H36L38 193V195L37 196H41V197H48V196H51L53 193H54V189H53V187H55V188H57L58 187V185L57 184H54V183H52L51 181H49V182H42L41 183V187H39L40 186V184H38L37 183V185H35ZM39 185V186H38ZM26 186H29L28 184H26ZM31 186H30V189H31ZM37 186V187H36ZM59 188V187H58ZM57 188V189H58ZM29 190V189H28ZM30 192V191H29ZM218 194V193H217ZM61 202H64L63 200H59V201H52V204L53 203H61ZM50 203V202H49ZM49 203H46L47 205L49 204ZM51 204V203H50ZM44 205V204H43ZM62 205H65L64 203L62 204ZM86 211V210H85ZM82 212L81 213V215L78 217V218H76L75 220H73L72 219V221H73V223L69 220V217H70V215L68 214V216L66 215L65 216V214H62V213H59V216H58V219H57V221L59 222V224L61 225V226H63V228L62 229H60V228H58V232L54 235V238H52V239H55V238H57L58 239V241L56 242V245H58V244H62V246H63V249H62V252H63V254L64 255H66V254H73V255H78L79 254V252L81 253V256H82V252L84 251V252H86V251H89L90 250V246H88L89 245V243L88 244H85V245H81V247L79 248V247H75V242H74V237H75V235L77 234V233H80V235H82L83 237H86V238H89L90 236H94V238L95 239H92V240H94V241H98L99 239H101V238H103V236L104 237H106V238H110V236L108 235V228H107V218H106V216H105V214L102 212V211H100V210H97V209H88L86 212ZM128 214V213H127ZM8 218H10V217H7V220H8ZM16 218H18V217H15V218H13L12 220L13 221H15L14 219H16ZM23 219H20V217H19V220L18 221H15V222H18V226H13L14 225V222L12 221V220H8L7 221V225L6 226H4L6 223H4L5 221H3V223H2V225L4 226V227H8V228H5L4 229V227L1 225V223H0V228H3L4 229V231L3 230H1V232H0V264H8V262L10 261V260H15V262L17 263V264H27V262L28 261H33V262H35L36 264H44V263H47V262H49V264H50V262H52V261H54V260H57L58 259V257L60 256V255H62V254H59V252H58V255L56 254V252H55V249H54V247H52V246H48L47 245V243H46V241H47V239H48V237H49V234H50V232H49V234H44L43 236H41V237H39V238H41V241H42V253L39 251V248H38V246H37V244H35L34 243V241H35V239H37V237L39 236V235H41V234H36L35 233V230L29 225V223H27L25 220H24V218L25 217H22ZM71 218V217H70ZM9 221H12L13 223H9ZM1 222V221H0ZM20 222V223H19ZM9 223V224H8ZM16 224V223H15ZM34 230V231H33ZM47 231H49V230H47ZM190 231H191V233H192V237L190 238V239H192L193 238V240H195V241H198V243H200V245H203V243L202 242H204L202 239H204V240H207L206 242H204V243H207V244H209L210 246H211V250H214L216 253H215V255H213V254H208V253H206V255L208 254L209 256H206V255H204L201 251V253H199V251L197 252V253H199V254H197V255H195V254H193V255H191V256H188V257H185V258H182V257H180V258H182L183 260L181 261L180 259V261L179 260H177V261H167V263L166 264H200V262L201 261H204V262H207V263H209V264H221V262H223V260L225 259V258H231V257H233V256H236L237 254L245 261V262H247V264H249L248 263V261H246L247 259H246V256H245V254H246V251H245V249L243 248V247H241L239 244H237L238 245V248H236L235 246H234V244H232V243H230V244H227L225 241H223L221 238H219V237H217L216 235H213V234H204L203 235V232L202 231H200V229H199V225H198V223L197 222H193L192 224H191V226H190ZM202 232V233H201ZM38 235V236H37ZM202 235V236H201ZM99 236H101V237H99ZM171 236V235H170ZM169 236V237H170ZM99 237V238H98ZM113 237L115 238V240H111V238H110V241L108 242V243H110V249L112 250V251H114V254H112V256H113V261L111 260V263L113 264V263H115L116 261L118 262V259H120L121 257H127L129 260H130V262H128L127 264H141V260H138L137 259V255H135L134 253H128V254H122V252H121V250L117 247V243H126L127 241H129V240H131V239H134V238H137L138 236H137V233H135L133 230H132V228L130 227V226H128V225H125L124 224V222H119L118 224H117V227H116V230H115V232H114V234H113ZM177 238H175L177 241H174L175 242V244H173V246H172V250H171V252L170 253H177V256L178 255H184L185 253H186V246H187V244H186V241L187 240H184V239H182V238H178V235L176 236ZM180 237V236H179ZM170 239V238H169ZM189 239V240H190ZM194 241V242H195ZM99 242H101V241H99ZM158 242H159V240H158ZM188 243V242H187ZM235 243H237V242H235ZM200 248H202L201 246H200ZM23 249H25V252H23ZM76 249H78V252H77V254H75L76 253ZM197 249H199V246H198V248ZM158 250L160 251V253H161V251L162 252H164V250H162L161 248H158ZM200 250H202V249H200ZM236 251V252H235ZM61 252V253H62ZM195 252V253H196ZM40 253H41V255H40ZM210 253V252H209ZM200 254L202 255L203 254V256L204 257H201L200 256ZM81 256H77V258H79V257H81ZM122 259V260H128V259ZM121 260V259H120ZM79 261V260H78ZM41 262H43V263H41ZM116 262V263H117ZM107 263V262H106ZM108 263L109 264H111L110 263V261H108ZM126 263V262H125ZM245 264V263H244Z\"/></svg>","mask_w":264,"mask_h":264},{"label":"built area","instance_id":"built-area-1","mask_svg":"<svg viewBox=\"0 0 264 264\" xmlns=\"http://www.w3.org/2000/svg\"><path fill=\"white\" fill-rule=\"evenodd\" d=\"M234 66L239 86L241 61L236 60ZM167 83L173 111L150 120L147 163L125 178L113 173L99 176L89 188L77 190L68 198L69 215L73 220L85 210L97 209L107 218L108 232L114 233L119 222L130 226L138 237L117 243L118 248L120 244L135 246L127 254L139 255L152 238L157 243L172 234L192 235L193 222L198 223L203 233L216 235L223 241L239 240L241 217L251 220L264 208L263 178L258 183L259 200L246 203L242 214L222 215L221 208L230 203L235 193L244 198V190L217 195L214 174L215 165L223 160L242 153L264 152V119L262 135L250 134L235 142L216 143L212 128L200 129L204 111L187 91L184 78L175 74ZM241 87V99L253 93L251 84ZM260 222L264 223V218Z\"/></svg>","mask_w":264,"mask_h":264},{"label":"crops","instance_id":"crops-1","mask_svg":"<svg viewBox=\"0 0 264 264\" xmlns=\"http://www.w3.org/2000/svg\"><path fill=\"white\" fill-rule=\"evenodd\" d=\"M240 23L243 27L234 31H230L229 44L236 50L238 60L242 63V68L245 70H254L253 76L244 78V84H251L253 86V93L246 96L248 99L251 96L257 95L259 104L254 108L253 103L243 105L245 111L237 112L235 108V115L229 116L225 125L212 128L214 141L216 143H231L235 142L250 134L262 135L264 119V7L258 11H245L241 17ZM237 30V29H236ZM248 36V40L244 36ZM262 63V66L259 65ZM240 100V98H238ZM236 99V100H238ZM251 101V100H250ZM245 102V100H244ZM255 110V111H253ZM254 123V125H251ZM204 131V130H202ZM221 137V138H220ZM264 152L257 151L253 153L238 154L232 159L223 160L214 167L217 184L215 192L222 196L231 192H237L240 189L244 190V198H240L237 193L232 196L229 204L221 208V214L230 216L232 214H242L244 206L248 202H255L260 198V191L258 183L264 178ZM237 161L243 166L245 181H237V173L230 168V164ZM261 165V166H260ZM259 179V180H256ZM247 183V185H246ZM240 184V186H239ZM264 218V208L260 210L256 217L249 220L241 217L240 228L242 235L239 237L240 241L248 242L250 245L263 243L264 241V223L261 219ZM130 248L133 244H130Z\"/></svg>","mask_w":264,"mask_h":264}]
</instances>
